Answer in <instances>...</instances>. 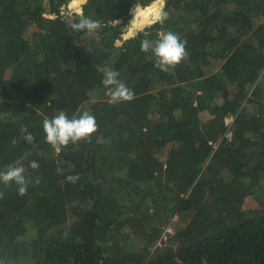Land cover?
<instances>
[{
    "label": "trees",
    "instance_id": "1",
    "mask_svg": "<svg viewBox=\"0 0 264 264\" xmlns=\"http://www.w3.org/2000/svg\"><path fill=\"white\" fill-rule=\"evenodd\" d=\"M151 1L87 0L90 33L68 27L73 0H0V171L29 180L0 182L3 264H264V0H163L124 41ZM167 31L188 55L163 72L141 41ZM108 69L132 101L109 102ZM86 103L98 131L57 152L43 119Z\"/></svg>",
    "mask_w": 264,
    "mask_h": 264
},
{
    "label": "clouds",
    "instance_id": "2",
    "mask_svg": "<svg viewBox=\"0 0 264 264\" xmlns=\"http://www.w3.org/2000/svg\"><path fill=\"white\" fill-rule=\"evenodd\" d=\"M87 0H80V4H86ZM73 7H75V0H73ZM153 6L149 5L143 9L145 18L152 17L151 23H163L169 17V13L160 7L153 15ZM134 19L131 24L121 30V38L124 41L135 39L137 37V17L141 15V5L136 3L134 9ZM68 27L73 31L96 32L101 30L106 25L100 20H94L86 16L83 8H77L75 12L69 13L66 19ZM120 23L119 20H112V27ZM187 41L182 39L181 36L172 31L161 32L159 39L150 41L143 39L141 41V51L147 53L151 51L155 56L154 66L163 72H168L179 65L188 55ZM120 73L118 71L108 69L104 72L103 85L106 87L109 102L118 103L123 101H132L134 99V90L126 86L124 82L119 79ZM43 131L46 133V141L52 145L57 152L61 151L63 147L68 146L70 143L76 144L81 140L91 142L93 134L98 129V123L94 114L85 111L78 118H69L65 111H60L52 118L45 117L43 119ZM25 141L29 144L35 142V137L28 133L24 137ZM14 146L17 140L13 138L11 141ZM30 167L38 169L39 164L37 161H31ZM70 183H77L80 179L79 175H68L66 177ZM0 182L5 185H10L12 182L18 186V195L23 197L27 194L29 180L25 175V169L22 166H8L6 171H0ZM40 178L37 177L35 183H39ZM4 198V193L0 192V199ZM0 264H3L0 261Z\"/></svg>",
    "mask_w": 264,
    "mask_h": 264
},
{
    "label": "rangeland",
    "instance_id": "3",
    "mask_svg": "<svg viewBox=\"0 0 264 264\" xmlns=\"http://www.w3.org/2000/svg\"><path fill=\"white\" fill-rule=\"evenodd\" d=\"M78 1V0H77ZM155 2H158L159 3V6L160 7H162V5H163V0H153V1H151L150 3H148V4H144V7H146V6H148V5H151V4H153V3H155ZM81 7H82V5H81ZM159 7V8H160ZM62 8V12H64V13H72L73 11H76V9L78 8L77 7V4H75V7H73V5H72V2H71V4H69L68 6L67 5H64V6H62L61 7ZM133 14V10L131 11V17H130V19L128 20V23H127V25H129V24H131V18H132V15ZM152 19V18H151ZM151 23V21L150 22H148V20H142L141 19V17H139V24H137L138 26H137V28H136V32L138 31V30H140V29H142V28H144L145 26H147V25H149ZM128 27V26H127ZM124 28H126V23H125V25H124ZM93 95H94V93H93ZM88 109V106H87V103L83 106V110H84V112L86 111ZM173 229L171 228V227H167V232L168 233H170L171 231H172ZM168 233H167V235H168Z\"/></svg>",
    "mask_w": 264,
    "mask_h": 264
},
{
    "label": "built area",
    "instance_id": "4",
    "mask_svg": "<svg viewBox=\"0 0 264 264\" xmlns=\"http://www.w3.org/2000/svg\"><path fill=\"white\" fill-rule=\"evenodd\" d=\"M232 121H233V116L226 118L227 124H231ZM229 133H230V131H229Z\"/></svg>",
    "mask_w": 264,
    "mask_h": 264
}]
</instances>
